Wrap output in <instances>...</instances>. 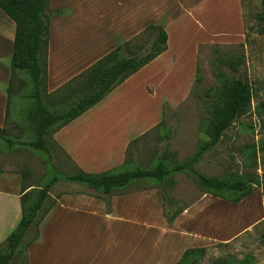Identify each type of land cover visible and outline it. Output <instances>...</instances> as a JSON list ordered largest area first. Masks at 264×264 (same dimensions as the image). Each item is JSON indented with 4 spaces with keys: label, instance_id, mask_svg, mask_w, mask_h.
<instances>
[{
    "label": "crops",
    "instance_id": "obj_1",
    "mask_svg": "<svg viewBox=\"0 0 264 264\" xmlns=\"http://www.w3.org/2000/svg\"><path fill=\"white\" fill-rule=\"evenodd\" d=\"M48 1V9L60 12L48 22L47 92L149 24L160 23L167 33L166 48L160 54L52 133V142L67 164L90 173L125 164L128 145L162 120L161 102L173 108L190 93L200 46L221 43L229 33L216 28L214 14L209 18L210 0H163V5L160 0ZM234 5L232 32L242 37L240 0H234ZM204 12L208 23L200 20ZM14 29V21L0 8V126H5ZM22 81L26 80L18 73L13 85L18 87ZM166 81L167 88L163 87ZM20 180L16 170L0 166V243L20 217ZM158 186L143 179L109 194L78 190L57 194L39 224L40 235L29 247L30 262L41 248V260L56 258L57 264H160L154 255L166 235L159 233L165 227L159 217ZM181 229L175 234L188 237V230ZM169 243L172 249L178 245L167 242L165 246ZM127 244L138 246L130 258Z\"/></svg>",
    "mask_w": 264,
    "mask_h": 264
},
{
    "label": "rangeland",
    "instance_id": "obj_2",
    "mask_svg": "<svg viewBox=\"0 0 264 264\" xmlns=\"http://www.w3.org/2000/svg\"><path fill=\"white\" fill-rule=\"evenodd\" d=\"M171 1L174 0H169ZM159 2L161 5L164 4L163 0ZM240 5L243 36L237 37L232 32L235 30V25L232 24L230 15L235 6L234 0L208 1L209 18L214 14L219 25L216 28H224L225 32H229L225 41L200 46L198 52L200 81L194 82L190 93L177 106L171 108L167 102H161L162 123L138 137L131 144L127 161L123 166L114 168L116 171L153 167L163 155L167 156L169 162L188 158L199 142L207 139L201 128L202 119L207 115L205 100L202 98L203 89L216 87L219 84L213 73L212 60L218 55L226 56L236 53L244 55L237 71L233 72L223 64L220 67L227 75L246 76L249 79L254 92L251 111L241 116L224 132L220 141L196 163V168L209 176H222L229 172L237 174L244 169L247 170V167L243 165L245 153L242 149L246 151V146L257 143L264 137V120L259 121L253 112L259 102H264V24L259 25L254 19L255 12L260 9V0H240ZM47 10L50 17L53 16L54 11H59L48 8ZM205 15L204 12L200 20L208 23ZM143 31L129 41L146 45L147 40L143 39L145 37ZM20 72H22L23 80L26 81H22V85L18 87L13 85L5 119L7 134L15 141L31 140L35 135L27 117L33 104L32 99L27 97L31 83L26 71L20 70ZM168 82L166 81L163 87L167 88ZM179 83L183 85L184 81H175L176 85ZM170 84H173V81H170ZM158 97L161 98L159 93ZM63 105L66 107L69 102ZM49 146L51 155L47 156L43 151L23 145L8 147L0 140V166L16 170L18 173L23 169L29 171L27 182L34 185L43 184L53 176L58 177L74 171L52 140H49ZM257 158V172L264 176V152H258ZM173 178L175 184L166 191L170 199L165 200L162 189L160 191L159 217L165 228H161L159 233L161 236L168 237L165 238L166 241L160 239L159 247L154 255L155 259L160 260V264H173L180 258L184 249L194 246L205 248L204 255L199 259L198 264H212L216 258L241 259L245 256L250 258L249 264H264V197L260 187H255L251 194L238 203H232L221 197L204 193L187 172L177 173ZM141 180L143 179H134L126 186L139 183ZM144 181L145 184L158 186L153 180L144 179ZM74 190L89 194L99 192L81 183L58 180L51 186L45 205L53 203L57 194ZM186 208L188 210L181 215ZM174 212L177 214L169 220L168 216ZM168 227L174 229L169 231ZM181 228L188 230V237L175 234L183 230ZM173 238L174 241H172ZM33 242L29 243L27 249L10 264H57L56 258L47 262L44 257L45 261L41 260V248H38L34 255L32 254L34 260L30 262L28 250ZM167 242H175L173 244L178 245L172 249L170 243L165 246ZM126 246L130 258L132 254H135L138 246L127 244L125 248ZM148 246L150 251V245Z\"/></svg>",
    "mask_w": 264,
    "mask_h": 264
},
{
    "label": "trees",
    "instance_id": "obj_3",
    "mask_svg": "<svg viewBox=\"0 0 264 264\" xmlns=\"http://www.w3.org/2000/svg\"><path fill=\"white\" fill-rule=\"evenodd\" d=\"M243 1V0H241ZM48 0H0V8L14 21L15 29L12 52L9 60L10 78L7 86L6 109L13 92L15 75L26 71L30 79L27 97L33 104L28 111L30 128L35 134L31 140L15 141L7 134V128L0 126V140L8 147L23 145L51 155L49 140L54 131L61 128L86 109L98 102L115 86L139 70L166 48L167 33L161 24H149L144 29L146 45L124 41L99 57L88 67L75 75L58 89L47 92V52H48ZM59 11H54L53 16ZM257 24H264V0L255 12ZM145 46V47H144ZM144 49V50H142ZM243 53L218 55L213 58V73L218 86L203 89L207 115L202 119L201 128L207 139L196 146L185 160L169 162L162 156L153 167H138L128 171L114 168L98 173L76 169L60 176H53L43 184H29V171H20V217L16 225L0 243V264H10L27 249L29 243L39 236L38 226L51 207L45 205L51 186L58 180L77 182L100 193L109 194L114 189L125 187L134 179H149L157 182L165 200L166 191L175 184L173 176L180 172L189 173L204 193L238 203L260 187L264 197V176L257 172L258 152H264V137L242 149L245 153L243 165L247 170L222 176L205 175L196 168V163L204 154L220 141L224 132L241 116L251 111L254 97L253 88L246 76L227 75L220 67L226 65L233 72L243 61ZM200 81L199 65L196 66L195 83ZM69 105L64 107V103ZM259 121L264 120V102L253 109ZM7 113V111H6ZM162 123V120L158 125ZM47 136H50L49 138ZM135 141V140H134ZM126 150L127 161L129 147ZM177 213L168 216L171 220ZM204 247H188L173 264H198L204 255ZM250 258H216L212 264H249Z\"/></svg>",
    "mask_w": 264,
    "mask_h": 264
}]
</instances>
